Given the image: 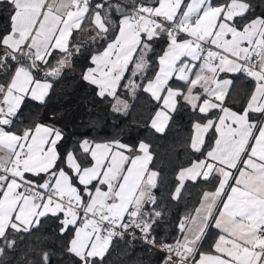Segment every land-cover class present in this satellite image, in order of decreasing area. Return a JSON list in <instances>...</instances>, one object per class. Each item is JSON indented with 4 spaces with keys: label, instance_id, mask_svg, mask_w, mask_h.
<instances>
[{
    "label": "snow or ice",
    "instance_id": "snow-or-ice-1",
    "mask_svg": "<svg viewBox=\"0 0 264 264\" xmlns=\"http://www.w3.org/2000/svg\"><path fill=\"white\" fill-rule=\"evenodd\" d=\"M241 75L254 87L233 109ZM61 83L125 119L124 97L148 94L153 135L188 117L192 158L167 200L147 139L75 138L55 111L25 123ZM187 182L206 186L198 206L162 231ZM45 222L59 251L17 264H105L121 242L155 264H264V0H0V258L17 236L40 244Z\"/></svg>",
    "mask_w": 264,
    "mask_h": 264
},
{
    "label": "trees",
    "instance_id": "trees-1",
    "mask_svg": "<svg viewBox=\"0 0 264 264\" xmlns=\"http://www.w3.org/2000/svg\"><path fill=\"white\" fill-rule=\"evenodd\" d=\"M234 85L228 98V104L233 109L240 107L247 99L248 94L254 87V82L244 76L234 77ZM91 89H80L72 91L66 88L63 83L57 84L55 90L51 93V99L46 106H40L34 102H30L29 107L24 110L23 117L25 123L29 117H35L48 121L53 111L57 113V120L60 126H65V130L69 136L75 135L80 138L81 135L88 131L89 138L96 136L97 132H121L126 141L129 137L135 140L142 137L150 141L153 145L155 153V164L161 173L160 187L157 189V196L163 195L165 200L168 193L172 190L175 172L182 165H187L192 158L187 154L185 144L187 138L191 134L189 119L187 116H177L169 131L161 136L153 135L151 131L146 129L151 109L154 102L148 94L141 93L135 101L131 97H124L133 105L129 115L125 119L122 116L110 114L106 104H100L89 95ZM60 114L63 119H60ZM83 121V123H81ZM96 127L89 130L92 123ZM118 124L119 128L112 127ZM17 123L15 127H22ZM103 136L97 139H103ZM203 184H193L187 182V187L183 192L182 198L178 204L170 203L171 215L168 217L169 223L162 231L174 233L176 230V220L185 210H191L199 203L202 191L205 189ZM40 232L44 234L45 239L37 244L35 236H17V247L15 250H5L2 258L3 264H17V261L26 253L29 257H35V250L40 247H46L59 251L60 242L56 240L55 233L50 222H45ZM60 257L53 256L52 264H57ZM149 260L155 264V254L145 251L144 246L137 243L134 248L126 249L123 242L119 246H114L105 259V264H148ZM67 264V261H65Z\"/></svg>",
    "mask_w": 264,
    "mask_h": 264
},
{
    "label": "crops",
    "instance_id": "crops-1",
    "mask_svg": "<svg viewBox=\"0 0 264 264\" xmlns=\"http://www.w3.org/2000/svg\"><path fill=\"white\" fill-rule=\"evenodd\" d=\"M214 2H217V0H214ZM198 206V205H197Z\"/></svg>",
    "mask_w": 264,
    "mask_h": 264
}]
</instances>
